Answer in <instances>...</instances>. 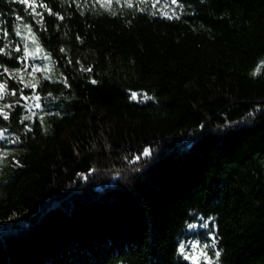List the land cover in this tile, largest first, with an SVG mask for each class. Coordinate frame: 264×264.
Instances as JSON below:
<instances>
[{
    "label": "trees",
    "instance_id": "16d2710c",
    "mask_svg": "<svg viewBox=\"0 0 264 264\" xmlns=\"http://www.w3.org/2000/svg\"><path fill=\"white\" fill-rule=\"evenodd\" d=\"M36 4L0 0V264H264V0Z\"/></svg>",
    "mask_w": 264,
    "mask_h": 264
},
{
    "label": "rangeland",
    "instance_id": "374dc122",
    "mask_svg": "<svg viewBox=\"0 0 264 264\" xmlns=\"http://www.w3.org/2000/svg\"><path fill=\"white\" fill-rule=\"evenodd\" d=\"M142 1H146V0H142ZM151 1L153 3L156 2L162 3V0H151ZM16 32L27 46V52L29 53L28 62L30 65V69L16 70L13 73H15L21 79H23L27 85L30 82L37 84L40 82L41 78H46L52 82H61L67 85L68 80L66 76L55 66L51 54L42 46L38 37L34 33L29 32L28 27H26L25 24H18L16 27ZM33 36L35 37V39L32 38ZM34 68L38 69V71L33 72ZM29 73L32 74L30 75ZM0 95H3V93ZM22 97L32 113L42 107V100L39 95L34 94L31 95L30 97L23 95ZM34 97H38L39 99H35ZM37 104L39 105V107H36ZM0 133H2V135H0V140L5 141L7 139V134L5 133V131H1ZM5 142L7 143V141ZM3 148L4 147L0 146V149ZM196 243L198 242L191 243L190 247ZM191 252L192 254L195 253V255L198 257L200 256L199 248L193 249L191 247Z\"/></svg>",
    "mask_w": 264,
    "mask_h": 264
},
{
    "label": "snow or ice",
    "instance_id": "6c2138e0",
    "mask_svg": "<svg viewBox=\"0 0 264 264\" xmlns=\"http://www.w3.org/2000/svg\"><path fill=\"white\" fill-rule=\"evenodd\" d=\"M20 2L24 3V4H27L28 7L31 9L32 13L34 15H36V16H40L41 19H42V14L36 11V7H43L49 12V14H53V13H51V10L47 8V5H45V4H36V0H32L31 3H29V0H20ZM175 2H176V0H173V3H175ZM60 18L62 19L63 17H60ZM26 27H28L29 32H31L30 26L26 25ZM32 38L35 39L34 36ZM37 50H39V49H37ZM0 51H3V49H0ZM62 51H63V49H62ZM27 55H29V53L26 51L25 52V56H27ZM4 71H7V69H4ZM35 71H38V69L34 68L33 72H35ZM29 74L31 75L32 73H29ZM93 83H95V81H93ZM26 86L27 87H32V88L36 87V85L34 83H31V82L28 85H26ZM4 89H5V85L4 84H0V94H2L4 92ZM13 94H15V93H13ZM34 98L35 99H39L38 97H34ZM132 98L133 99L136 98V94L135 93L132 94ZM6 107H10V105H7ZM36 107H39V105L37 104ZM0 113H3V109H0ZM4 117H5V119L8 118L6 113H4ZM0 135H2V133H0ZM147 154H148V152H147V150H145V155H147ZM210 246L211 247H215V237L214 236L212 238V245L205 244V245H203L201 247L199 245V243H196V244H193L191 246L193 249H198L199 248V250H200V256L199 257L196 256L195 253H193L191 255H186L185 258L186 259H192L194 262H196V264H198L199 259L201 257H203L204 260H209L210 258L208 257V254H207V252L204 251V249H206V248H208ZM179 250H180L181 253H184L185 252V245L181 244ZM220 255H221L220 251H215V257L217 259H219Z\"/></svg>",
    "mask_w": 264,
    "mask_h": 264
}]
</instances>
